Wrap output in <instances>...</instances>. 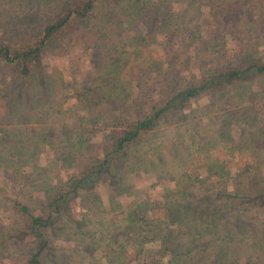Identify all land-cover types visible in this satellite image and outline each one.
<instances>
[{"label":"trees","instance_id":"16d2710c","mask_svg":"<svg viewBox=\"0 0 264 264\" xmlns=\"http://www.w3.org/2000/svg\"><path fill=\"white\" fill-rule=\"evenodd\" d=\"M0 2V264H264V0Z\"/></svg>","mask_w":264,"mask_h":264},{"label":"rangeland","instance_id":"374dc122","mask_svg":"<svg viewBox=\"0 0 264 264\" xmlns=\"http://www.w3.org/2000/svg\"><path fill=\"white\" fill-rule=\"evenodd\" d=\"M63 1V0H61ZM2 2H0V39H11L14 37V39H16V37L18 36L16 34V32L18 31V22L17 23H12V28L10 27V16H9V12L7 11H3L2 10ZM56 7V4H55ZM67 65V59L64 57L55 59H47V63H46V69L48 71V73L51 76H54L56 78H60V79H66L65 76V66ZM205 100H201V102H204ZM92 137L94 138V136L92 135ZM92 138V140H93ZM96 139H94L95 141ZM96 145L97 142H93L92 141V146ZM57 148L55 146L49 147L46 149H44L42 151V153L39 154L38 156V161L39 163H43L47 161V157H51L53 155L56 154ZM2 180L0 177V184H1ZM155 182L152 181L151 179H147L144 178L142 180H139L136 184V186L138 188L141 189V191L145 190L150 192H154V191H158L159 188L157 186H155ZM76 212L79 211V208L75 209ZM9 216V213L7 210H5L4 208L0 207V224H6L8 222L7 217ZM5 264H11V261L5 260L4 261Z\"/></svg>","mask_w":264,"mask_h":264}]
</instances>
